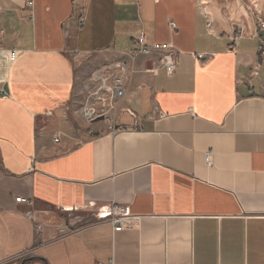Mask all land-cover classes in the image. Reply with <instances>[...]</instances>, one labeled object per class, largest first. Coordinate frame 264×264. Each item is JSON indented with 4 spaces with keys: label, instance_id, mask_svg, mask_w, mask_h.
Returning a JSON list of instances; mask_svg holds the SVG:
<instances>
[{
    "label": "crops",
    "instance_id": "1",
    "mask_svg": "<svg viewBox=\"0 0 264 264\" xmlns=\"http://www.w3.org/2000/svg\"><path fill=\"white\" fill-rule=\"evenodd\" d=\"M140 37L170 45L172 74ZM0 48L19 52L0 55V260L37 246L7 264H264V33L248 0H0ZM119 61L133 72L112 123L85 121L91 80ZM111 204L134 226L99 220ZM62 226L78 230L53 241Z\"/></svg>",
    "mask_w": 264,
    "mask_h": 264
},
{
    "label": "built area",
    "instance_id": "2",
    "mask_svg": "<svg viewBox=\"0 0 264 264\" xmlns=\"http://www.w3.org/2000/svg\"><path fill=\"white\" fill-rule=\"evenodd\" d=\"M28 4L32 5V1H29ZM255 15L257 29L264 33V15L257 10H255ZM171 27H175L174 23H171ZM138 42L140 43V51L143 53H149L151 51L162 52L156 61V67H163L167 74H172L175 71L176 61L168 43H155L147 46L143 44L141 37L138 38ZM0 53L5 55L9 62H13L18 55L15 50H10L5 53L1 50ZM198 57H201V54H198ZM132 72V69L128 66L126 61L109 64L98 71L97 78L92 79V83L88 86L90 89H87L88 92L84 104L80 109L82 119L85 121H91L99 116L106 117L111 115L109 112L114 109L117 100L123 97L126 79L132 74ZM154 112H156L159 117L164 115L158 106H154ZM109 121L112 122L113 118ZM111 129L113 132H116L117 130L114 126H111ZM56 140L57 139H55V141ZM205 163L208 166L212 165L211 151L206 152ZM31 169L32 168H29V170ZM18 200L20 202H30V200L24 197H21ZM99 220L111 224L113 232H120L125 228L133 227L137 221V217L130 214L125 206L111 204L101 213ZM77 230L78 228L69 229L64 226L58 227L57 236L53 241L69 237L76 233ZM36 248L37 246H34L23 252L21 255L15 256L14 259L17 260L26 257L33 253ZM96 264L103 263L98 262ZM105 264H112V262L110 261Z\"/></svg>",
    "mask_w": 264,
    "mask_h": 264
},
{
    "label": "rangeland",
    "instance_id": "3",
    "mask_svg": "<svg viewBox=\"0 0 264 264\" xmlns=\"http://www.w3.org/2000/svg\"><path fill=\"white\" fill-rule=\"evenodd\" d=\"M253 1L254 0H248V7H249V10H251L252 9V11L255 13V10H256V8L255 9H253L255 6V4H253ZM258 1H261V0H257V2ZM77 2H79V3H81V0H77ZM258 5H259V3H258ZM257 9H260V10H262L263 9V3L261 4V6L259 5V7H257ZM138 39V38H137ZM171 48V47H170ZM3 51L4 53L5 52H7V51H10V50H13V49H3V48H0V51ZM18 54H19V52L17 51V50H15ZM161 53L162 52H160V55H161ZM0 55H2V56H4L5 58H6V56L5 55H3V54H1L0 53ZM160 55L157 57V60H158V58L160 57ZM18 56V55H17ZM17 58V57H16ZM7 59V58H6ZM156 60V61H157ZM7 61H8V59H7ZM103 69V68H102ZM0 92H1V94H3L4 95V92L2 91V90H0ZM3 92V93H2ZM81 107L82 106H80V108H79V110H78V113H79V115H80V109H81ZM115 107H117V105H115ZM115 107H114V109L113 110H115ZM113 110H112V112H113ZM109 113V114H111V115H109V116H106V119L109 121V120H111L112 118L114 119V117H113V113ZM80 117H81V115H80ZM82 118V117H81ZM96 119V118H95ZM94 120V119H93ZM92 121V120H91ZM89 122V121H88ZM110 122V121H109ZM110 123H112V122H110ZM113 131V130H112ZM116 131H118V130H116ZM55 139H58L57 137L56 138H54V141H55ZM57 141V140H56ZM21 198V197H20ZM23 253V252H22ZM22 253H18V254H14L13 256H8V257H6V258H3L2 260H0V264H7V263H9V262H11V261H15L16 259H14V257L15 256H19V255H21ZM27 257V256H26ZM24 258V257H23ZM18 260V259H17Z\"/></svg>",
    "mask_w": 264,
    "mask_h": 264
}]
</instances>
